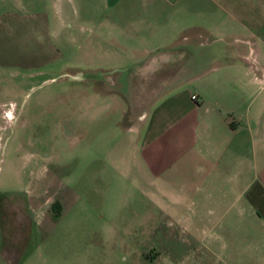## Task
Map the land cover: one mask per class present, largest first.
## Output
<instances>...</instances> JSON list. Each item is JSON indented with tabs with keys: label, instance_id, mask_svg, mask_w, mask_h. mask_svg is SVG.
<instances>
[{
	"label": "rangeland",
	"instance_id": "obj_1",
	"mask_svg": "<svg viewBox=\"0 0 264 264\" xmlns=\"http://www.w3.org/2000/svg\"><path fill=\"white\" fill-rule=\"evenodd\" d=\"M52 2L0 0V264H257L256 214L179 209L174 183L148 175L134 119L161 95L143 78L163 57L110 55L101 0H70L61 27ZM197 42L172 56L176 81L205 74L217 42ZM254 73L258 98L264 64Z\"/></svg>",
	"mask_w": 264,
	"mask_h": 264
},
{
	"label": "crops",
	"instance_id": "obj_2",
	"mask_svg": "<svg viewBox=\"0 0 264 264\" xmlns=\"http://www.w3.org/2000/svg\"><path fill=\"white\" fill-rule=\"evenodd\" d=\"M69 1L52 2L53 21L60 27L71 18ZM101 1L108 13L94 23L102 41L113 48L110 55H146L145 64L163 57L157 77L143 78L145 85L161 88V95L134 119L140 122L148 175L174 183L170 198L179 209H204L206 214L249 209L256 214L253 262L264 264V94L257 98L254 73L257 64H264V37L257 34V22L264 30V14L257 19V0ZM199 9L203 26L198 25ZM200 37L210 47L217 42L207 49L205 74L176 81L183 66L172 56L180 54L182 45L194 50ZM189 81V90L168 89ZM178 194H190L183 206Z\"/></svg>",
	"mask_w": 264,
	"mask_h": 264
},
{
	"label": "built area",
	"instance_id": "obj_3",
	"mask_svg": "<svg viewBox=\"0 0 264 264\" xmlns=\"http://www.w3.org/2000/svg\"><path fill=\"white\" fill-rule=\"evenodd\" d=\"M190 97H191V98H194V97H195V95H194V94H191V95H190Z\"/></svg>",
	"mask_w": 264,
	"mask_h": 264
},
{
	"label": "bare ground",
	"instance_id": "obj_4",
	"mask_svg": "<svg viewBox=\"0 0 264 264\" xmlns=\"http://www.w3.org/2000/svg\"><path fill=\"white\" fill-rule=\"evenodd\" d=\"M5 114H7V112H5Z\"/></svg>",
	"mask_w": 264,
	"mask_h": 264
}]
</instances>
